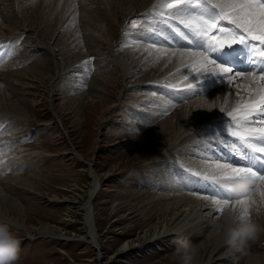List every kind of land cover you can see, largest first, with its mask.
I'll list each match as a JSON object with an SVG mask.
<instances>
[{
    "label": "rangeland",
    "instance_id": "374dc122",
    "mask_svg": "<svg viewBox=\"0 0 264 264\" xmlns=\"http://www.w3.org/2000/svg\"><path fill=\"white\" fill-rule=\"evenodd\" d=\"M28 1L0 0V39L14 36L21 44L19 54L0 67V97L6 96L5 101H0V112H11L12 117L4 119L13 121L14 125L17 121L20 127H16L21 130L14 136L22 133L17 138L24 139V146L16 144L18 149L14 150L15 157L9 151L11 147L3 148L8 157L7 164L3 167L9 165L11 170L0 175V207L3 208L2 202L8 200L9 203L15 201L14 203L24 210L22 215L25 216L26 228L16 222L18 218L15 213L11 212L9 217L0 212V216H6V220L0 217V225L6 226L21 241L17 264H177L173 255L174 241L183 238L190 239L203 250H199L195 264H264V236L243 252L236 253L238 257L235 253H226L223 237L219 236L215 227L222 223L228 211L233 209L234 201L229 203L228 209L218 211L215 215L208 211H198L199 209L193 211L188 207L191 210L188 216L191 218L180 223L181 228L178 227L177 233L170 231L165 237H156L158 232L175 226L183 217L175 220L174 216L171 221L168 210L163 213L164 217H158L154 208L162 210L168 202H175V199L181 197H190L197 202L201 200L203 203H198L207 204L211 211L216 208L209 206L212 199H204L188 190H167L173 189L178 183L174 180L176 171L182 165L176 162L178 156L183 159L182 162L203 161L191 157L189 153H185L186 157L184 154L179 155L182 151L179 146L181 139L191 130L190 134L196 132L197 129L193 126L200 125L203 120L195 119L187 125L180 137L167 141L164 145H159L157 135L151 131L153 127L169 118L167 114L171 110L184 105L193 107V104L202 98L210 97L212 86L208 89L207 82L206 86L202 84V74L199 79L194 77L189 79L188 83L180 82L178 85L186 88L185 93H189L188 90L197 93L189 97L188 101L186 99L170 105L167 94L162 97L157 93L160 87L155 84L168 88L176 79H181L178 77L172 82L177 75L183 77V73L179 74L182 67L175 68L173 73L165 72L164 78L156 79L147 88L149 83L134 86V82L126 80L123 66L120 64L123 63V54L129 52L128 48L133 46V51H140L139 36H146L144 31L147 27L154 28V31L159 30L155 28L157 23L143 24L144 19L139 15L149 12L150 15H156L162 1L140 0L143 10L126 17L119 15V12L112 13L107 5L108 0H48L49 3L47 0H40L38 5H32ZM115 5L119 6L117 1ZM73 7L77 10L84 8L87 13L77 14ZM180 8L185 7L182 5ZM95 9L96 11H93ZM176 11L177 9H171V12ZM179 16L180 13L177 18L164 25L184 19H179ZM132 21L137 22L136 29L132 28ZM51 25H56L57 28ZM171 26L169 30L175 28ZM44 33H47L48 37H44ZM60 41L61 43H58ZM46 44L50 48L45 46ZM47 48L56 50L57 56ZM154 49L158 50L157 55L161 57L163 56L160 52L164 49L168 52L185 53L184 57L189 54V61L194 54V51L181 50L174 46L161 49L155 45L150 50ZM56 66L58 73H55ZM134 70L131 75H138L136 67ZM7 72L11 74L7 75ZM198 80L201 82L193 84ZM92 82L95 87L100 88L98 93L79 97L78 95L91 90ZM102 84L105 86L101 89ZM188 84L197 87L191 91L192 89L187 87ZM238 91L240 90H235L236 94L241 96V91ZM201 93L206 94L199 96ZM154 99H159L160 103H156ZM216 114L218 119L211 128L227 122L228 118L220 120V110L216 111ZM142 118L145 121L141 122ZM175 123L176 119L173 118L167 122ZM10 137L7 135V138ZM75 151L81 155L78 160L72 155ZM173 153L178 154L172 156ZM172 158L173 162L169 163ZM87 161L94 163L91 171L95 176L103 178L93 199L95 238L99 248L94 246L89 237V234L91 237L92 234L88 230L85 212L91 186L89 168L83 164ZM158 163H161L160 166ZM165 164L167 169L163 168ZM183 167L189 170L188 167ZM162 174L163 177L166 176L164 174L174 177L173 186L168 187V184L164 183L159 185V188L156 187L155 181L161 178ZM144 180L156 186L153 187ZM253 198L256 205L251 209V214L258 223L264 225V203H261L260 195ZM179 207V210H176L177 217L181 211L186 210L182 204ZM241 208L242 205H235V209ZM214 210L217 211V208ZM199 213L203 216L209 214V222L204 223L199 219ZM145 217L150 219L144 220ZM163 218L170 221L164 223ZM196 218L198 219L195 220ZM44 226L52 228L53 237L37 235L36 232Z\"/></svg>",
    "mask_w": 264,
    "mask_h": 264
},
{
    "label": "bare ground",
    "instance_id": "6f19581e",
    "mask_svg": "<svg viewBox=\"0 0 264 264\" xmlns=\"http://www.w3.org/2000/svg\"><path fill=\"white\" fill-rule=\"evenodd\" d=\"M48 1V0H47ZM117 1L118 5H115V2ZM166 1V0H165ZM214 2V0H212ZM29 2V1H28ZM51 2V1H50ZM143 2V1H142ZM49 3V1H48ZM147 3V2H146ZM141 1L140 0H108V3L107 5H109V7L111 8V12L112 13H118L119 12V15L120 14H123V17H126L128 16L129 14H132V13H137L139 11H142L143 7L141 5ZM148 4V3H147ZM146 4V6H147ZM28 5V4H27ZM47 5V4H46ZM50 5V4H49ZM80 5V4H79ZM78 5V6H79ZM145 6V7H146ZM185 8L184 9H187V13H188V9L189 7L188 6H185L183 5ZM45 7V6H44ZM49 7V6H48ZM82 7V6H80ZM2 8V7H1ZM47 8V6H46ZM75 7H73L74 9ZM79 8V7H78ZM95 8V7H94ZM164 8H166V6H164ZM67 9V8H66ZM76 9V8H75ZM84 8H79V10H77V14L79 13H82L84 12L83 10ZM103 9V8H102ZM37 10V9H36ZM41 10H43L41 8ZM86 10V9H85ZM90 9H88L89 11ZM104 10V9H103ZM93 11H96L93 10ZM106 11V10H105ZM104 11V12H105ZM35 12V11H34ZM92 12V11H90ZM185 11H181L180 12V16H179V19L181 18H188V14L186 13ZM84 13H87L84 12ZM50 14V13H49ZM96 14V12H95ZM47 14H44V16H46ZM75 15V14H74ZM99 15V14H98ZM108 15V14H107ZM58 16V15H57ZM86 16V15H85ZM97 16V15H96ZM100 16V15H99ZM102 16V15H101ZM105 16V14H104ZM42 17V16H41ZM94 17V16H93ZM107 17V16H106ZM116 17V16H115ZM181 17V18H180ZM28 18V17H27ZM56 18V17H55ZM59 18V17H58ZM87 18V16H86ZM96 18V17H95ZM102 19V18H101ZM34 20V19H33ZM43 20V19H42ZM50 20V19H49ZM48 20V21H49ZM78 20V19H77ZM76 20V21H77ZM90 20H92L90 18ZM107 20V18H106ZM103 21V20H102ZM50 23V22H49ZM57 22H55L56 24ZM99 23V22H98ZM108 23V22H107ZM177 22H170V24L168 25H164V23H157V25H155V28L157 27V29H159L157 32L154 31V28L152 27H147L146 31H144L145 35L146 36H139V39H140V45L141 47H138L140 51H133V46L132 48H128L129 49V52L127 54H123V58H122V61L123 63H120L122 64L123 66V73H124V76L126 77V80H129L130 82H134L136 86L137 84H139L138 86H140L141 84H148L146 87L149 88L153 82H155L156 79L158 78H164L165 76V72H170L173 73L175 68H181L182 69L180 70V73L179 74H182L183 77H181L180 75L176 76L175 78H173L171 81L173 82L174 79L176 78H181V79H176L172 84H170L168 87H174V86H177L178 83L180 82H187L189 81V79H199L200 75H204L203 78H201V80H203L204 82H202V84H205L204 86H206V84L208 83V89H210V87L212 86V90L213 92L210 93V97L207 96L205 98H202L201 101L197 102V103H194L193 104V107H190L189 105H184L180 108H175L174 110H169L170 112L167 114V117L169 116V120H171L172 118L173 119H176V123L175 124H167V122H169V120L167 119L166 121L162 122L161 124H159L158 126H155L153 127V129L151 131H154V135H157V139L159 140V145H164L167 141H171L172 139L174 140V138L177 139V137H180L181 136V133L184 132L185 128L188 127L187 125L191 124L193 121H195V119H202V123L200 125H194L193 127L197 129L196 132L190 134L192 132V130L187 133L183 139H181L180 141V150H183L187 147V145L189 146L190 144L194 143V140H196L197 138L201 137V136H204L206 135L207 133H213L215 131H219V130H224L226 128V125L229 123L230 121V117L227 116V112L230 111L236 104V101L239 97L238 94H236L235 90L239 89L241 91V96H245V98H247V93L243 90V87L242 85H247L249 84V81H250V78L245 76L243 78L241 77H236L232 83H229L228 80L225 78H223V76H220V75H215L213 76L211 73V71H219V69H215L213 65H210L207 63V61H202V63H195V61L197 60H202V58L200 57L199 53L198 55H196V53L194 52L193 54V57L191 58V61H189L187 58L189 56L186 55L184 57V54L183 53V56H181V52H176V51H170L168 52L167 51V54L165 55H162L163 57L157 55V51H155L156 49L154 50H150L152 47L150 46V44H147L149 43L150 41H154L155 39H158L159 37V33H165V31L167 30V35L169 36V38L171 39H174V38H177L179 37L175 31V29H179V31L181 32H184L185 29L181 26H178L176 24ZM91 24V23H90ZM88 23V25H90ZM102 24V22L100 23ZM39 25V24H38ZM57 25V24H56ZM55 25V26H56ZM173 25V27L175 26V28H172L169 30L170 26ZM52 26V25H51ZM55 26H52V27H55ZM58 26V25H57ZM56 26V28H57ZM60 26V25H59ZM58 26V27H59ZM69 26V25H68ZM96 26V25H95ZM51 27V28H52ZM159 27V28H158ZM161 27V28H160ZM172 27V26H171ZM48 28V27H47ZM55 28V29H56ZM65 28V27H64ZM88 28V27H86ZM85 28V29H86ZM89 29V28H88ZM92 29V28H91ZM34 30V29H32ZM46 30H49L50 29H46ZM52 30V29H51ZM98 31V30H97ZM123 31V30H122ZM46 32V31H45ZM48 32V31H47ZM99 32V31H98ZM53 33V31H52ZM110 33V32H109ZM46 37L47 36V33H44ZM65 34V33H64ZM93 34V33H92ZM53 36V35H52ZM122 36V34H121ZM48 37V36H47ZM50 37V36H49ZM111 37H113V35H111ZM47 39V38H45ZM106 39V38H105ZM109 39V37H108ZM51 40V39H50ZM49 40V41H50ZM110 40V39H109ZM99 41V40H98ZM107 42V41H106ZM109 42V41H108ZM121 42V41H119ZM197 45L198 46H201L202 44V41L198 40L197 41ZM58 43H61L58 42ZM57 43V44H58ZM104 43V42H103ZM110 44V43H109ZM143 44H147V46H144ZM62 45V44H61ZM45 46H48L47 44ZM50 48V46H48ZM136 47V46H135ZM134 47V48H135ZM167 49H170L172 48L173 46L170 45V46H166ZM43 48V47H42ZM154 48V47H153ZM157 48V47H156ZM176 48V47H175ZM48 49V48H47ZM133 49V50H132ZM127 50V49H126ZM125 50V51H126ZM137 50V49H136ZM183 50V49H181ZM49 52H51L53 55L57 56L55 53L57 52L56 50H50L48 49ZM59 51V50H58ZM61 52V51H60ZM65 52V51H64ZM175 52L176 55H172V53ZM184 52V51H182ZM80 53V52H79ZM125 53V52H124ZM83 59V58H82ZM193 60V61H192ZM159 61V62H158ZM185 65H194V68H191V67H185ZM184 66V67H183ZM135 67L137 68V74H134V75H131L134 73V69ZM2 68V67H1ZM57 69V66L55 67ZM199 68V69H198ZM207 68V71H205L204 69ZM9 69V68H7ZM198 69V70H196ZM176 71V70H175ZM6 72V71H4ZM139 72L141 74H139ZM234 73L235 72H238V71H233ZM55 73H58V69H57V72L55 71ZM247 73V72H246ZM6 74V73H5ZM8 74H11V73H8L7 72V75ZM201 75V76H202ZM231 75V74H229ZM168 76V75H167ZM185 76H188L189 79L188 80H185L184 77ZM7 77V76H6ZM169 77V76H168ZM198 77V78H197ZM133 79V80H132ZM146 81V83H145ZM131 82V83H132ZM157 82V81H156ZM177 82V83H176ZM198 82H201L200 80L198 81H195L193 82V84H196ZM207 82V83H205ZM242 82V83H241ZM64 83V82H63ZM158 83V82H157ZM184 83V84H185ZM107 84V83H105ZM162 84H155V86H158L160 87L159 90H161L162 88H164L163 86H161ZM234 85V86H233ZM105 86L104 84L100 85L101 89L102 87ZM133 87V86H132ZM235 87V88H233ZM252 87H257L256 84H253ZM228 88H230V90H228ZM91 89V90H90ZM87 92L81 94V95H78L79 97H86L89 93H95L97 94L100 90L99 87H95V85L91 84V88H90ZM206 89V90H208ZM195 90V89H194ZM194 90H191V91H194ZM190 92V90H188ZM240 91H238V93H240ZM161 92V91H160ZM210 92V90L208 91ZM206 92V93H208ZM167 94L166 96L167 97H170V94L169 92H164V94ZM206 93H201L199 96L203 95V94H206ZM147 96V95H146ZM158 96V95H157ZM3 98V99H2ZM2 98L0 97V101L2 100H6V96H2ZM189 99V98H188ZM187 99V101H188ZM258 99V97H257ZM9 100V99H8ZM159 99H154L153 101H156V103L158 102ZM165 100V99H164ZM206 100H212L214 101V104H208L206 103L205 101ZM160 103V101L158 102ZM191 104V103H190ZM153 105V104H152ZM156 106V104H155ZM52 107V106H51ZM159 107V106H158ZM178 107V106H177ZM16 108V107H15ZM221 108H224L225 111L219 115L221 116L220 120H225L226 118L227 119V122H224L223 124L220 123L218 124L217 127L215 128H211L210 126L215 124L216 123V118L218 115L216 114V111L220 110ZM155 109V108H154ZM153 109V110H154ZM2 110V109H0ZM52 110H53V107H52ZM165 110V109H164ZM162 111V110H161ZM55 112V111H54ZM153 112V111H152ZM163 112V111H162ZM161 113V112H160ZM153 114V113H151ZM150 114V115H151ZM162 114V113H161ZM191 114V115H190ZM0 117L2 118H5V117H12V114L11 112L7 111V112H0ZM151 118V116H149ZM154 117V115H153ZM56 118L59 120L58 116L56 115ZM145 118V117H144ZM144 118H142V121H145ZM141 119V118H140ZM147 120H149L148 118H146ZM145 123V122H144ZM143 124V123H142ZM158 124V123H157ZM13 126V125H12ZM192 127V128H193ZM223 127V128H222ZM150 131V132H151ZM67 136V135H66ZM68 138V136H67ZM143 138V137H141ZM179 139V138H178ZM168 142V143H169ZM202 143H203V140H202ZM178 146V147H179ZM178 150V149H177ZM74 157L77 158L78 160V157L81 156L77 151L73 152L72 154ZM174 158V157H173ZM170 159L168 162L171 163L173 162L174 159ZM81 162V160H79ZM167 162V163H168ZM180 162V161H179ZM82 163V162H81ZM166 163V164H167ZM7 164V163H6ZM84 165H86V167L89 168V177H90V180H91V186H90V189H89V193H88V199L86 201V205H85V212L87 213V216H86V219H87V225H88V230H89V233L91 231V234H92V237L90 236L89 234V237L91 238V241L92 243H94L95 247L96 248H99V245H98V242H97V238H95V223H94V215H93V199L94 197L96 196L97 192H98V187H99V184L101 183L100 181L103 179L102 177H99V175H96L95 176V173L92 170V166L94 165V163H90L89 161H87L86 163H83ZM161 163H158V165L160 166ZM166 164L163 166V168H166ZM187 167V166H186ZM167 169V168H166ZM94 170V169H93ZM190 171V170H189ZM164 172V171H163ZM180 170L178 169L176 171L177 173V176H176V179H174V177H172L171 174H164L166 176H164L166 179H164L163 177V174L161 176V178H157L156 177H153V179H156L155 181V184L156 185H164V183L168 184V187H170V185H172L173 183V179L178 182V183H183V174H179ZM187 172V171H186ZM0 175H3V173L1 172ZM150 176V175H149ZM175 176V175H174ZM151 177V176H150ZM1 178V176H0ZM147 179V178H146ZM180 180V181H178ZM188 178L185 179V181H187ZM174 184V183H173ZM173 186V185H172ZM171 186V187H172ZM171 189V188H170ZM203 198V197H202ZM196 199V198H195ZM207 200H211V198L207 197ZM175 202H168L164 209H155L158 213V217L160 215L163 216V213H166V211H170V214L168 217H170V220L172 221V218H174L175 216V220H178V219H181V217H183V219L180 220V222L176 223L175 226L173 227H166L165 230H163L162 232H158L156 234V237L158 238H162V237H165L167 234L170 233V231H173L174 233H177V230L179 229L178 227H180V223L181 222H184L185 220H187V218H191L190 216H188V214L190 213V208L188 209V207H191V209L193 211H208V213H212V215H215L218 213V211H215L214 209L216 208H212L213 211H211V209L208 208L207 204H201V203H198V202H202L201 200L197 202L193 200V198H190V197H181V198H178V199H175L174 200ZM11 202V201H10ZM13 202V201H12ZM15 202V201H14ZM9 203L8 200L7 201H4L2 202V207H0V212L3 213L4 215L6 216H9V214L11 212L15 213L16 215V218H18V222L20 225H23L25 228V216L22 215L24 213V210L19 207L17 204L15 203ZM207 202V201H206ZM203 203V202H202ZM230 203H233V201H231ZM182 204L184 207H186V210L181 211L180 214H178V217H177V212L176 210H179V205ZM210 205L209 206H212L211 203H209ZM1 205V204H0ZM161 206V205H160ZM199 206V207H198ZM241 206V205H240ZM204 207V209H202ZM214 207V206H212ZM231 207V206H230ZM163 208V207H162ZM233 208V207H232ZM228 209V208H227ZM0 216L2 219H5L6 220V216ZM166 215V214H165ZM211 215V216H212ZM199 216V219H201L204 223H207L209 222V219H207V217L209 216V214L203 216L202 213H199L198 214ZM10 217V216H9ZM149 217V216H148ZM148 217H145L144 220H149L150 218ZM177 218V219H176ZM209 218V217H208ZM212 218V217H210ZM153 219V218H151ZM164 219V223H168L170 220H168L167 218H163ZM198 218H196L195 220H197ZM207 219V221H205ZM174 220V219H173ZM194 220V219H193ZM168 221V222H167ZM201 221V222H202ZM194 222V221H193ZM197 222V221H196ZM195 222V223H196ZM200 223V222H198ZM203 224V223H202ZM200 226V225H199ZM206 227V226H205ZM181 228V227H180ZM204 228V227H203ZM215 229H217V226L215 227ZM176 230V231H175ZM200 230V229H199ZM40 231V232H39ZM37 233L38 236H50V237H53L54 234L53 233V230L51 227H48V226H44L42 227L41 230H39ZM187 231V230H186ZM216 233V232H215ZM218 233V232H217ZM204 235V233L202 234ZM214 235V234H213ZM162 236V237H161ZM201 236V235H199ZM208 236V235H207ZM221 236V235H219ZM218 236V237H219ZM206 237V235H205ZM212 237V236H211ZM217 237V236H216ZM215 237V238H216ZM221 238V237H220ZM96 239V240H95ZM218 239V238H217ZM216 239V240H217ZM220 239H218L219 241ZM223 240V239H222ZM210 242V241H209ZM217 242V241H216ZM259 242V241H258ZM206 243V242H205ZM220 243V241H219ZM218 243V244H219ZM203 244V243H202ZM211 245V244H210ZM220 245V244H219ZM221 247V245H220ZM198 248L199 250H202L201 247H199L198 245ZM217 248V246L215 247ZM214 248V253H215V249ZM127 249V248H126ZM208 249V248H207ZM213 249V248H212ZM219 249V248H218ZM100 250V249H99ZM128 251V250H127ZM203 251V250H202ZM208 251V250H207ZM218 251V250H217ZM216 251V252H217ZM126 253V252H125ZM227 253V251H226ZM212 254V253H211ZM236 254V253H235ZM210 255V254H209ZM212 256V255H211ZM224 256V255H223ZM236 257L237 254L235 255ZM213 257V256H212ZM230 257V256H229ZM253 257V256H252ZM222 258V257H221ZM220 258V259H221ZM258 258V257H257ZM256 258V259H257ZM252 259V258H251ZM255 259V260H256ZM258 260H260V258H258ZM264 260V258H263ZM254 262V261H253ZM258 262V261H256Z\"/></svg>",
    "mask_w": 264,
    "mask_h": 264
},
{
    "label": "snow or ice",
    "instance_id": "6c2138e0",
    "mask_svg": "<svg viewBox=\"0 0 264 264\" xmlns=\"http://www.w3.org/2000/svg\"><path fill=\"white\" fill-rule=\"evenodd\" d=\"M182 5L193 9H202L200 13H189L187 19H181L184 27L198 40L203 41L201 44L203 52L199 53L202 60H197L195 63L207 61L215 69H219L218 72L213 70L210 74L223 76L229 83H232L236 77L247 76L250 78L249 84L242 85L243 90L247 93V98L239 96L235 106L227 112V116L231 118L226 126L227 131L231 136L237 137L240 144L248 149V151H241L235 144L231 145L232 150L237 152L242 163L234 165L216 162L209 165L202 176L199 172H193L192 175L201 176L205 181L222 185L229 193L228 198H213L211 200L212 206L216 207L217 211L223 212L229 203L234 201L233 209H235V205H242L240 211L244 215H251V209L256 205V201L251 198L250 193L235 195L231 191V185L234 179L240 175L251 176L256 181L254 187L260 189L261 203H264V190H262L264 189V71L254 69L247 73H234L232 68L208 57L209 53L225 46L248 44L252 57H260L251 62L264 66V51L252 44V41H260L261 48H264V0H216L215 3H212V0H171L166 7L177 9V11L168 13L167 16L161 11L159 16L162 23H168L177 18L181 11L186 12L187 9L180 8ZM209 5L211 6L209 7ZM222 21H227L228 26L221 23ZM131 26L136 29L137 22L132 21ZM217 29L220 36L211 35L213 30ZM175 31L182 39L189 40V37L179 29H175ZM165 38L167 39V37ZM191 42L189 40V43ZM150 46L155 47V44ZM165 54H167L166 49L160 52V55ZM172 55H176V53L173 52ZM185 67L194 68V65H185ZM204 70L207 71V68ZM184 79L188 80L189 77L185 76ZM253 84H256L257 87H252ZM187 87L194 90L197 85L188 84ZM220 111L223 113L225 109L221 108ZM224 181L227 183L224 184ZM203 198L207 199V197ZM256 210L259 211V208Z\"/></svg>",
    "mask_w": 264,
    "mask_h": 264
},
{
    "label": "clouds",
    "instance_id": "9594fccd",
    "mask_svg": "<svg viewBox=\"0 0 264 264\" xmlns=\"http://www.w3.org/2000/svg\"><path fill=\"white\" fill-rule=\"evenodd\" d=\"M32 5H38L40 0H29ZM208 104L214 101L206 100ZM256 181L248 175L236 177L231 185L235 195L250 193L251 198L259 195L260 189L254 187ZM217 232L222 235L227 253L243 252L264 236V225L257 222L253 215H244L239 209L229 210L223 222L217 225ZM174 257L177 264H195L199 248L190 239L183 238L174 241ZM21 241L6 226L0 225V264H17L20 258Z\"/></svg>",
    "mask_w": 264,
    "mask_h": 264
}]
</instances>
